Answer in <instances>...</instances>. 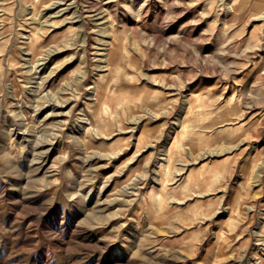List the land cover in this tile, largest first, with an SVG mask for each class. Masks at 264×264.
Returning a JSON list of instances; mask_svg holds the SVG:
<instances>
[{
    "label": "rangeland",
    "instance_id": "rangeland-1",
    "mask_svg": "<svg viewBox=\"0 0 264 264\" xmlns=\"http://www.w3.org/2000/svg\"><path fill=\"white\" fill-rule=\"evenodd\" d=\"M0 264H264V0H0Z\"/></svg>",
    "mask_w": 264,
    "mask_h": 264
},
{
    "label": "bare ground",
    "instance_id": "bare-ground-1",
    "mask_svg": "<svg viewBox=\"0 0 264 264\" xmlns=\"http://www.w3.org/2000/svg\"><path fill=\"white\" fill-rule=\"evenodd\" d=\"M65 4L68 5V4H71V3H65ZM68 7H69V6H68ZM104 49H107V48H104ZM27 54H28V53H27ZM100 54L105 55V54H107V52H103V53H100ZM105 56H106V55H105ZM101 60H103V59H101ZM10 93H11V92H10ZM14 99H15V98H14ZM15 106H16V104H15ZM81 120L83 121V119H81ZM87 121H88V120H87ZM90 128H91V127H90ZM11 132H12V131H11ZM12 133H13V132H12ZM23 133H24V132H23ZM27 140L29 141V139H27ZM52 141H53V140H52ZM45 142H46V143H48V142L51 143V142L48 141V140H47V141L45 140ZM41 143H42V142H40L39 145H40ZM46 143H45V144H46ZM49 143H48V144H49ZM43 144H44V142H43ZM52 145H53V143H51V146H52ZM34 147H35V146H34ZM49 147H50V146H49ZM49 147H47V148H49ZM50 148H51V147H50ZM32 149H33V148H32ZM47 150H48V149H47ZM49 150H50V149H49ZM40 152H42V150L39 151V153H40ZM45 152H46V151H45ZM39 153H38V154H39ZM40 154H41V153H40ZM44 156H45V155H44ZM44 156H42V157H44ZM164 158H165V157H164ZM36 159H37V158H36ZM39 161H40V160H39ZM39 161H38V162H39ZM36 162H37V161H36ZM41 162H42V160H41ZM42 164H43V163H42ZM44 164H45V163H44ZM46 167H47V166H46ZM46 169H47V168H46ZM50 170H51V169H50ZM45 172H46V174H47L48 169H47V171H45ZM45 172H44V173H45ZM49 172H50V171H49ZM47 175H48V174H47ZM50 175H53V174L51 173Z\"/></svg>",
    "mask_w": 264,
    "mask_h": 264
}]
</instances>
